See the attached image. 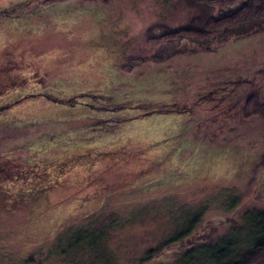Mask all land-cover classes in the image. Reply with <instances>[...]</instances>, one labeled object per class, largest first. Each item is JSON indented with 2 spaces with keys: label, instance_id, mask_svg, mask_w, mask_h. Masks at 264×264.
Returning <instances> with one entry per match:
<instances>
[{
  "label": "rangeland",
  "instance_id": "obj_1",
  "mask_svg": "<svg viewBox=\"0 0 264 264\" xmlns=\"http://www.w3.org/2000/svg\"><path fill=\"white\" fill-rule=\"evenodd\" d=\"M189 15L0 0V264H179L261 236L244 214L264 210V26L153 40Z\"/></svg>",
  "mask_w": 264,
  "mask_h": 264
},
{
  "label": "trees",
  "instance_id": "obj_2",
  "mask_svg": "<svg viewBox=\"0 0 264 264\" xmlns=\"http://www.w3.org/2000/svg\"><path fill=\"white\" fill-rule=\"evenodd\" d=\"M49 1L46 0V2ZM181 2L184 10L190 12L185 24L176 29H167L153 37V40L163 39L164 42L172 43L176 40L188 39L198 44H206L221 36L246 34L264 26V0H181ZM162 28L165 29L163 26ZM139 61L132 60L125 66H132ZM126 107L125 103H120L108 108L121 110ZM248 215H252L257 224H259L258 221L264 224V210H250L244 214V216ZM260 232L262 233L260 237L252 236L239 242L228 233L216 241H200L183 252L179 264L196 262L199 264H264L263 227ZM174 241L172 239L164 243V247L150 250L145 258L155 260L158 254H162L166 249L167 244ZM162 264L165 263L162 262Z\"/></svg>",
  "mask_w": 264,
  "mask_h": 264
},
{
  "label": "flooded vegetation",
  "instance_id": "obj_3",
  "mask_svg": "<svg viewBox=\"0 0 264 264\" xmlns=\"http://www.w3.org/2000/svg\"><path fill=\"white\" fill-rule=\"evenodd\" d=\"M7 63H9V62H7ZM7 67H9V70H8L9 72H12V71H14V70H10V69H14V68H15V66H9V65H7V66H6V68H7ZM1 71H2V72H4V71H7V70H6V69H4V70H1ZM2 107H5V108H6V106H5V105H2V104H1V105H0V109H1ZM3 109H4V108H3ZM1 110H2V109H1Z\"/></svg>",
  "mask_w": 264,
  "mask_h": 264
}]
</instances>
